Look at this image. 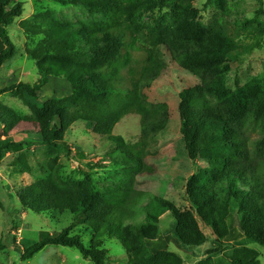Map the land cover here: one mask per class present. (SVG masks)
I'll return each mask as SVG.
<instances>
[{"label":"trees","instance_id":"1","mask_svg":"<svg viewBox=\"0 0 264 264\" xmlns=\"http://www.w3.org/2000/svg\"><path fill=\"white\" fill-rule=\"evenodd\" d=\"M70 1L92 9L97 17L86 23L25 24L26 34L42 35L38 43L27 49L39 81L31 86L18 83L0 88V96L15 90L37 100L50 77L64 78L68 83L67 96L31 103L29 114L0 103V125L4 131L0 157L22 149V141L5 135L19 125H28L21 132L37 136L48 152L47 175L19 191L21 205L36 213H68L72 217V222L60 232L40 231L36 242L23 249L22 258L30 259L48 245H59L76 249L93 264H106L108 251L102 243L108 237L119 241L129 256L128 264H185L176 252H152L146 244L157 238L158 224L169 214L172 223L165 233L172 234L186 249L200 246L212 237L215 246L195 264H213V256L218 254L231 264H261L258 251L249 244L264 247L262 99L245 103L223 92V72L230 69L244 48L221 25L210 31H185L177 25L171 30L145 32L136 20L143 10L170 5L181 11L178 24L184 23L197 14L192 8L194 0ZM210 2L206 0L205 4ZM22 12L21 2L0 0V39L4 44L0 67L14 55L6 27ZM160 52L198 79L194 86L185 87L178 94L179 132L187 157L212 166L188 182V208L184 209L150 193L148 202L139 206L143 193L134 186L138 175L151 173L145 162L147 149L169 119L168 106L158 103L151 109L139 89L140 79L154 75L160 68ZM129 114L139 117V150L127 147L121 136L113 134L116 124ZM77 123H82L94 138L105 139L109 159L124 167L121 180L112 184L121 193L118 202L105 199L89 171L82 170V181L63 177L57 148L69 149L65 135ZM255 127L260 136L253 139L251 131ZM16 162V170H29L25 160L19 158ZM231 207L236 209L243 239L229 244L224 240L230 232ZM137 213L144 214L140 222L135 221ZM77 225L90 234L88 243L81 235L71 234ZM203 229L210 232V237Z\"/></svg>","mask_w":264,"mask_h":264},{"label":"rangeland","instance_id":"2","mask_svg":"<svg viewBox=\"0 0 264 264\" xmlns=\"http://www.w3.org/2000/svg\"><path fill=\"white\" fill-rule=\"evenodd\" d=\"M22 3L23 12L12 24L6 27L8 36L14 44V55L0 67V88L23 83L33 85L39 81V73L34 60L27 55V49L40 41L42 35L26 34L23 27L37 26L51 21L56 23H86L97 17L92 9L73 4L67 0H17ZM153 3L156 0H144ZM194 0L192 8L196 16L187 18L178 24L181 11L175 6L143 10L136 20L148 30H171L179 25L185 31L197 29L210 31L221 25L234 40L244 48L230 69L223 72V92L233 99L249 103L253 99H262L264 109V0ZM4 47L0 39V51ZM160 63L158 71L151 76L142 77L139 82L140 94L144 103L151 109L158 103H165L169 109V119L165 127L149 144L145 157L151 173H144L135 178V189L142 194L138 201L144 206L148 194L159 195L172 201L181 209L188 208L187 185L197 177L201 170L209 171L212 166L204 160L191 161L186 154L184 141L179 132L178 94L189 86H194L198 79L187 70L171 62L163 52L157 56ZM134 62V59H131ZM132 65H130L131 67ZM68 83L63 78H49V82L38 92L37 100H32L22 91L11 90L0 96V103L15 109L21 114H29V105L45 102L53 98L67 96ZM58 86H66L62 92ZM28 125H19L8 132L16 141H22V149L16 153H6L0 157V264H93L89 258L82 257L74 248L48 245L32 258L24 260L22 251L38 239L40 231L60 232L72 222L68 213L52 215L36 213L24 208L18 193L37 178L48 173L45 162L48 158L46 147L37 141L34 134L26 135L21 129ZM0 125V140L4 138ZM114 135L121 136L127 147L140 149L139 117L135 114L124 116L114 127ZM253 139L258 138L260 130L251 131ZM68 150L57 148L58 162L62 164V174L66 179L82 181L84 173H91L95 187L102 191L108 202H118L121 193L112 185L121 180L124 167L109 159V145L104 139L94 138L82 123H77L65 135ZM21 158L29 166L28 171L16 170V160ZM231 213L229 224L233 225ZM144 214L137 213L135 221H142ZM172 222L165 214L158 224L159 230H166ZM210 237V232L203 229ZM72 235L82 236L84 243L89 242L90 234L82 225L71 231ZM204 243V247L209 246ZM108 254L106 264H128L129 256L115 238H105L102 243ZM102 246V247H103ZM259 259L264 264V247L252 243ZM168 250L175 251L172 245ZM207 251V250H206ZM228 252V251H227ZM205 253V252H204ZM203 253L202 258L205 256ZM199 261V260H198ZM196 261V262H198ZM195 262V263H196ZM194 263V262H193ZM186 260L185 264H193ZM194 263V264H195Z\"/></svg>","mask_w":264,"mask_h":264},{"label":"crops","instance_id":"3","mask_svg":"<svg viewBox=\"0 0 264 264\" xmlns=\"http://www.w3.org/2000/svg\"><path fill=\"white\" fill-rule=\"evenodd\" d=\"M64 88L66 89V86H58L57 90H60L62 92L64 90ZM67 89H68V87H67ZM230 211H231V213H234V215H232L234 217V219H233L234 221H233L232 227H231V225H229V227H230L229 231L230 232H229V235L224 240L225 243H229V244L236 242V241H240L243 239V234L239 228V218L236 215V209L234 207H231ZM209 239L210 238L207 239L206 244L208 243ZM146 244L151 249L152 252L167 249L169 247V245H172L175 249L174 252H176L178 255H180L184 259L185 263H186V260L188 262H192V263L194 262L195 263L196 261L202 259V255L206 250L211 249L215 246L213 244L212 239H211L209 246L204 247V244H202L200 246L193 247L191 249H186L185 247L182 246L180 241H178L172 234H166L165 229L162 231L160 230L156 239L147 240ZM250 245L251 244H249V246ZM254 249H256V248H254ZM213 264H231V263L222 254H218V255L213 256Z\"/></svg>","mask_w":264,"mask_h":264}]
</instances>
